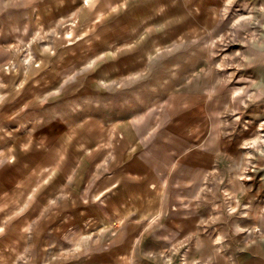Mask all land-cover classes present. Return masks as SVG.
Returning <instances> with one entry per match:
<instances>
[{"label": "rangeland", "instance_id": "rangeland-1", "mask_svg": "<svg viewBox=\"0 0 264 264\" xmlns=\"http://www.w3.org/2000/svg\"><path fill=\"white\" fill-rule=\"evenodd\" d=\"M124 117L173 169L128 264L264 242V0H0V150L24 126L66 147Z\"/></svg>", "mask_w": 264, "mask_h": 264}, {"label": "crops", "instance_id": "crops-1", "mask_svg": "<svg viewBox=\"0 0 264 264\" xmlns=\"http://www.w3.org/2000/svg\"><path fill=\"white\" fill-rule=\"evenodd\" d=\"M131 122L104 126L101 138L78 127L74 135L86 136H71L66 147L64 139L51 146L47 129L24 126L0 150V264L135 260L144 236L172 207L173 169L153 135ZM234 264H264V242L244 249Z\"/></svg>", "mask_w": 264, "mask_h": 264}]
</instances>
